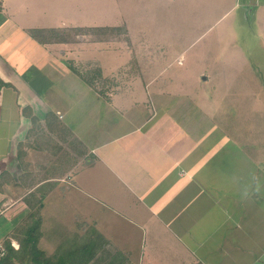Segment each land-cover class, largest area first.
<instances>
[{
    "label": "crops",
    "instance_id": "obj_1",
    "mask_svg": "<svg viewBox=\"0 0 264 264\" xmlns=\"http://www.w3.org/2000/svg\"><path fill=\"white\" fill-rule=\"evenodd\" d=\"M181 1L195 22L264 25V0ZM90 2L0 1V240L18 250L39 209L48 255L94 229L118 263L264 264L261 153L238 149L236 167L233 136L164 70L114 96L76 76L57 39L96 28Z\"/></svg>",
    "mask_w": 264,
    "mask_h": 264
},
{
    "label": "rangeland",
    "instance_id": "obj_2",
    "mask_svg": "<svg viewBox=\"0 0 264 264\" xmlns=\"http://www.w3.org/2000/svg\"><path fill=\"white\" fill-rule=\"evenodd\" d=\"M93 3L87 21L96 22V28L90 23L91 28H76L57 39L76 44L72 64L77 73L93 77L98 90L106 87L114 96L136 90L140 81L160 79L164 70L163 79L188 87L203 111L233 136L236 167L241 161L237 150L254 146L264 168L263 24L241 12L235 20L228 15L218 23L219 17L195 22V12L181 0ZM112 22L117 25L103 27ZM148 67L153 71L146 72ZM206 76L209 82L202 84Z\"/></svg>",
    "mask_w": 264,
    "mask_h": 264
},
{
    "label": "trees",
    "instance_id": "obj_3",
    "mask_svg": "<svg viewBox=\"0 0 264 264\" xmlns=\"http://www.w3.org/2000/svg\"><path fill=\"white\" fill-rule=\"evenodd\" d=\"M74 73L91 82L93 77H86L83 73ZM4 83L0 81V89ZM42 217L39 209L33 210L21 223L16 232V238L20 244L16 250L10 242H6V256L0 258V264H124L118 263L124 257L116 250L111 252L109 242L96 230L85 233L84 237L76 235L71 246L65 242L60 244L54 254L48 255L40 249Z\"/></svg>",
    "mask_w": 264,
    "mask_h": 264
},
{
    "label": "built area",
    "instance_id": "obj_4",
    "mask_svg": "<svg viewBox=\"0 0 264 264\" xmlns=\"http://www.w3.org/2000/svg\"><path fill=\"white\" fill-rule=\"evenodd\" d=\"M6 253H7L6 246H5L4 242H2V240H0V258L6 256Z\"/></svg>",
    "mask_w": 264,
    "mask_h": 264
}]
</instances>
